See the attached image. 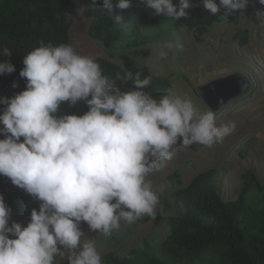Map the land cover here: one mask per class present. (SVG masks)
Masks as SVG:
<instances>
[{
	"label": "clouds",
	"instance_id": "1",
	"mask_svg": "<svg viewBox=\"0 0 264 264\" xmlns=\"http://www.w3.org/2000/svg\"><path fill=\"white\" fill-rule=\"evenodd\" d=\"M132 2L102 0L109 12L127 9ZM201 3L211 13L223 9L227 16L243 13L249 0ZM139 4L171 20L186 18L185 9L196 6L191 0ZM91 6L77 9L81 20H88L85 13ZM11 54L12 49L0 48V56ZM23 64L19 75L26 78V88L0 97L5 106L0 113V175L41 203L38 211L31 210L26 226L14 220L9 225L12 209L0 194V264H60L65 258L68 264H104L81 222L109 237L122 223L154 217L159 196L147 177L173 158L178 139L184 147L195 143L211 148L236 128L234 121L217 125L213 111L201 114L188 97L169 93L153 98L143 91L150 75L142 79L140 72L128 71L111 80L95 56L72 44L41 41ZM14 71L10 61H0V75ZM116 80L133 81L132 90H122ZM81 100L88 105L84 114L56 115L62 102Z\"/></svg>",
	"mask_w": 264,
	"mask_h": 264
},
{
	"label": "trees",
	"instance_id": "2",
	"mask_svg": "<svg viewBox=\"0 0 264 264\" xmlns=\"http://www.w3.org/2000/svg\"><path fill=\"white\" fill-rule=\"evenodd\" d=\"M79 1L0 0V48L12 49L11 56H0V61H10L15 66L13 73L0 75V97H13L26 88V78L19 75L24 67L23 59L41 41L53 45L71 44L73 12ZM191 2L196 6L185 9L188 12L186 18L171 20L156 15L154 9L139 4L140 0H133L127 9L114 8L112 12L103 6L102 0H95L89 33L109 50L125 39L133 46L147 44L152 41L155 30L165 23L195 29L201 41L211 24L235 21L241 14L236 12L225 16L223 9L213 14L204 9L201 0ZM247 8L264 23V5L259 0H249ZM116 16L121 18L120 21ZM242 35L244 38L245 34ZM96 59L103 74L111 80H115L118 73L123 75L128 71L140 72L142 79L150 75L152 81L143 91L157 100L171 86L168 77L153 74L147 66L139 65L129 56H123L122 65L100 56ZM13 83L17 87L14 88ZM116 84L124 91L133 88L131 80L126 83L116 80ZM4 107L0 105V113ZM86 111L88 105L83 100L75 105L62 102L56 115H82ZM2 138L4 136L0 135ZM20 139L22 141L23 137ZM215 172L214 168L201 171L187 185H183L178 172L169 175L175 186L173 203L164 206L156 220L158 224L166 223L169 228L167 236L157 242L144 239L140 246L122 253H103L104 264H264V183L253 171L247 170L241 175L237 197L224 200L214 184ZM0 194L12 209L9 225L14 220L26 226L31 210H39V200L2 175ZM80 227L82 230L89 228L83 221Z\"/></svg>",
	"mask_w": 264,
	"mask_h": 264
},
{
	"label": "rangeland",
	"instance_id": "3",
	"mask_svg": "<svg viewBox=\"0 0 264 264\" xmlns=\"http://www.w3.org/2000/svg\"><path fill=\"white\" fill-rule=\"evenodd\" d=\"M82 5H92L85 13L89 17L87 21L81 20L77 13ZM92 20V0H80L73 12L70 29L71 44L76 50L120 65L123 56H129L139 65L147 66L153 74L170 79L171 86L165 94L188 97L201 114L213 111L217 125L229 121L236 124L230 135L211 148L195 143L184 147L182 138L178 139L173 158L147 177L159 196L154 217L145 215L134 223H122L121 228L109 237L84 229L85 238L95 241L101 255L108 251L122 253L140 245L143 239L157 242L166 237L167 226L158 224L156 219L166 202H173L175 186L169 179L171 174L178 172L186 185L197 173L214 168V183L224 200L237 197L241 175L247 170L253 171L264 183V23L252 9L246 8L235 21L211 24L201 41L195 29L165 23L155 30L152 41L147 44L133 46L125 39L110 50L102 41L91 37ZM168 44H171L170 48ZM162 51L167 55L161 56ZM237 73L246 79L241 81L242 88L234 86L239 81L232 75ZM226 77L228 80L220 94L224 96L240 90L241 95L213 110L200 99L199 88ZM60 264H68L67 259L61 260Z\"/></svg>",
	"mask_w": 264,
	"mask_h": 264
},
{
	"label": "water",
	"instance_id": "4",
	"mask_svg": "<svg viewBox=\"0 0 264 264\" xmlns=\"http://www.w3.org/2000/svg\"><path fill=\"white\" fill-rule=\"evenodd\" d=\"M232 76L235 77L237 81H239V83L235 84L234 86L237 85L242 88L244 85L241 83V81H245V77L238 73L233 74ZM229 78H231V76H229ZM227 80L228 77L201 85L199 88V97L213 109H218L219 107L224 106V104H226L230 99H233L241 93L240 90L231 91L230 93L222 96L220 92Z\"/></svg>",
	"mask_w": 264,
	"mask_h": 264
}]
</instances>
